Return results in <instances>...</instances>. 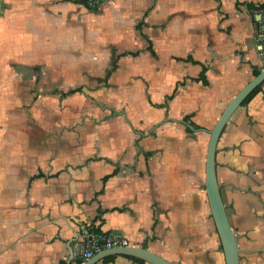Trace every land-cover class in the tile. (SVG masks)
<instances>
[{
  "label": "crops",
  "instance_id": "0c3cea01",
  "mask_svg": "<svg viewBox=\"0 0 264 264\" xmlns=\"http://www.w3.org/2000/svg\"><path fill=\"white\" fill-rule=\"evenodd\" d=\"M262 2L109 0L94 12L77 0H0V59L29 74L53 69L60 85L36 102L29 93L36 121L23 123L0 167V264H77L91 224L173 263L224 264L204 190L207 131L262 69L255 12L244 6ZM83 70L99 89L122 85L103 98L133 93L144 110L143 125L127 126L108 107L101 155L89 159H79L77 118L65 107L85 92L72 86ZM215 168L239 264H264V83L222 130Z\"/></svg>",
  "mask_w": 264,
  "mask_h": 264
},
{
  "label": "rangeland",
  "instance_id": "374dc122",
  "mask_svg": "<svg viewBox=\"0 0 264 264\" xmlns=\"http://www.w3.org/2000/svg\"><path fill=\"white\" fill-rule=\"evenodd\" d=\"M5 62V60L0 59V167L4 166V159H7V155L12 152L10 150L12 143L15 142L16 145H20V142L18 141L22 140L21 130L23 123H31L33 120L36 121V118L31 117L29 112L30 100H28L29 98L27 99V97H30L29 93H35V95H31V97L33 101L36 102L38 101L37 94L39 91H44L46 93V98H50L51 96L48 97L49 93L57 91L58 89L56 88L60 86L57 83H51L54 76L51 74L53 69L33 68L30 69L32 71L29 74L26 71L24 72L26 69L6 67ZM261 62V68H263L264 61L261 60ZM130 69L133 70L132 68ZM13 70H15L14 73ZM89 70L94 72V70ZM89 70L81 71L82 73L79 74L78 83H74L72 85L82 87L85 92L76 97L67 99V105L65 106L67 111L69 112L71 110L72 115H76L77 118L79 152L82 151L84 154L82 156L79 155V159H89L99 157L101 155L100 143L102 122L107 115L106 112L108 107L116 109L115 112H118L116 117L121 116V118H124L127 126L143 125L135 121L136 115L141 119L144 118L143 114H141V112L144 111L141 101L132 99L133 93H130V99L126 98L119 100L120 97L118 98L117 96L110 99L103 98L105 94H102L101 92L106 91L115 94L117 89H119L122 85L119 84V81L113 82V84H111L112 89L110 90L109 88L111 85L109 80L108 82L106 80L105 86L107 87L99 89L98 87H102L103 85L94 80L95 73L92 74L90 72H85ZM35 74H37V76ZM31 75L36 76V82H29V76ZM99 77H102V75ZM95 78H97V76ZM39 80H41L42 83L46 82L45 86L42 87V83L40 84ZM125 87L128 91L129 89H133L134 84L131 83ZM123 95L128 96L127 92ZM14 96H18L19 99L13 100ZM31 102L32 101H30V104ZM53 102H55V100H53ZM48 114L51 116L50 113ZM67 117L69 118V113ZM71 117L73 118V116ZM115 119L116 118L112 117L111 122ZM49 123L52 124L53 122ZM46 134L47 141L50 140L53 142L55 147L57 139L55 138V135H53V132L47 131ZM33 144L36 146V140ZM48 146L47 148L49 149L51 146ZM35 158L37 159V155H35Z\"/></svg>",
  "mask_w": 264,
  "mask_h": 264
},
{
  "label": "water",
  "instance_id": "95a60500",
  "mask_svg": "<svg viewBox=\"0 0 264 264\" xmlns=\"http://www.w3.org/2000/svg\"><path fill=\"white\" fill-rule=\"evenodd\" d=\"M259 20V16L255 17ZM264 83V67L258 74L253 76L227 103L213 127L207 131L208 142L205 153L204 165V190L207 205L212 217L215 231L220 243V251L223 255L224 264H239V249L236 236L229 224L224 204L221 199L219 184L216 176L215 153L218 139L227 122L235 111L242 106L245 99L260 85ZM190 130H195L185 121H180ZM108 256H127L139 259L147 264H177L149 251L144 247L126 246L104 249L94 254L88 260L80 264H97Z\"/></svg>",
  "mask_w": 264,
  "mask_h": 264
},
{
  "label": "built area",
  "instance_id": "2783aa9c",
  "mask_svg": "<svg viewBox=\"0 0 264 264\" xmlns=\"http://www.w3.org/2000/svg\"><path fill=\"white\" fill-rule=\"evenodd\" d=\"M109 0H85V4L88 8L99 11L101 7ZM259 16L258 25L256 27V45L257 55L264 61V18L262 17L263 11L255 12V16ZM79 247L75 253L76 259L84 262L91 258L97 252L115 247L129 246V242L124 237L117 234L105 233V232H93L87 230L84 232Z\"/></svg>",
  "mask_w": 264,
  "mask_h": 264
},
{
  "label": "trees",
  "instance_id": "16d2710c",
  "mask_svg": "<svg viewBox=\"0 0 264 264\" xmlns=\"http://www.w3.org/2000/svg\"><path fill=\"white\" fill-rule=\"evenodd\" d=\"M77 2L78 3H80V4H82L83 6H85L87 9H89L90 11H94L95 12V10L94 9H91V8H88L87 7V5L85 4V0H77ZM244 6H245V8L247 9V11L250 13V14H252L253 15V12H257V11H263V15H262V17L264 18V2H262V3H258V4H254V3H245L244 4ZM255 23V25H256V27H257V25H258V22L257 21H255L254 22ZM115 60H112V62H111V68H110V70L107 72V75H109L110 74V72L115 68ZM253 76H255V75H257L258 74V72H259V70L258 69H253ZM199 79L202 81V82H205L204 81V77H203V73H201L200 74V76H199ZM260 87H261V85L259 86V87H257L246 99H245V101L243 102V104L242 105H245L259 90H260ZM77 91H80V89H77V90H73V91H71L70 93H74V92H77ZM188 120V117H185L184 118V121H187ZM190 125H192V123H190ZM88 229L89 230H91V231H93V232H102V231H100V229L98 228V227H94L92 224L88 227ZM111 258H113V256H108V257H105V258H103L102 259V261H107V260H109V259H111ZM133 259H135V258H133ZM136 261H138L140 264H145L143 261H141V260H139V259H135ZM77 262V264H80L81 263V261H79V260H77L76 261Z\"/></svg>",
  "mask_w": 264,
  "mask_h": 264
}]
</instances>
